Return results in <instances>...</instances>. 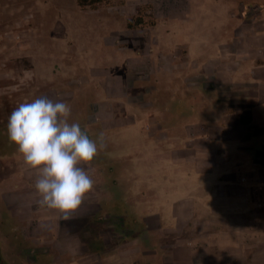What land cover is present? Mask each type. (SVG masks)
<instances>
[{"label": "rangeland", "instance_id": "1", "mask_svg": "<svg viewBox=\"0 0 264 264\" xmlns=\"http://www.w3.org/2000/svg\"><path fill=\"white\" fill-rule=\"evenodd\" d=\"M140 7L155 25L129 29ZM263 21L264 0H0L4 255L18 264H172L166 256L184 234L170 228L168 210L188 190L168 193V183L203 172L194 163L201 136L208 175L230 156L213 129L201 134L197 126L214 127L227 106L209 86L225 47H237L249 68V45L258 40L251 25L260 30ZM41 97L68 103L91 139L104 137L105 147L82 165L94 190L69 220L41 206L38 176L8 138L11 112ZM184 158L193 164L178 172ZM157 216L168 228H157ZM254 237L264 253V231ZM18 248L19 257L11 251ZM261 256L255 264H264Z\"/></svg>", "mask_w": 264, "mask_h": 264}, {"label": "crops", "instance_id": "2", "mask_svg": "<svg viewBox=\"0 0 264 264\" xmlns=\"http://www.w3.org/2000/svg\"><path fill=\"white\" fill-rule=\"evenodd\" d=\"M250 30L258 40L254 47L249 45L254 52L247 58L251 62L249 68H243L241 62L246 55L237 47H225L226 54L216 64L215 76L209 83L227 104L220 123L214 127L206 123L197 126L201 134L213 129L226 150L223 152L230 156L216 159L213 172L208 175V160L201 157V136L202 143L195 150L201 155L194 163L203 172H182L193 164L192 159L184 158L174 167L182 173L168 183V193L188 190L168 210V218L174 221L170 228L184 234L178 235L166 256L172 264H255L263 258L262 250H255L254 236L264 231V27L255 30V25H251ZM241 72L250 78H241ZM203 79L202 82L207 81ZM246 212L250 217L245 216ZM156 224L158 229L168 228L163 227L160 216ZM154 227L152 223L151 228Z\"/></svg>", "mask_w": 264, "mask_h": 264}, {"label": "clouds", "instance_id": "3", "mask_svg": "<svg viewBox=\"0 0 264 264\" xmlns=\"http://www.w3.org/2000/svg\"><path fill=\"white\" fill-rule=\"evenodd\" d=\"M71 117L68 103L41 97L20 103L7 123L9 140L38 176L41 206L58 211L64 220L94 190V180L82 165H90L105 147L102 132L93 140Z\"/></svg>", "mask_w": 264, "mask_h": 264}, {"label": "trees", "instance_id": "4", "mask_svg": "<svg viewBox=\"0 0 264 264\" xmlns=\"http://www.w3.org/2000/svg\"><path fill=\"white\" fill-rule=\"evenodd\" d=\"M102 0H79V4L80 6H85V5H89V4H96V3H99L101 2ZM144 7H140L138 9V12H137V15L127 23V27L129 29H139V28H142V27H145V26H149V27H152L155 25V22L154 20H150V21H146L144 19V16L142 15V11ZM17 246H19V244H17ZM17 250V252H16ZM14 249V250H11L13 251V253H17L18 254V257H19V251H20V248L18 249ZM14 257V256H13ZM11 258V257H8V256H5L4 255V251L2 250V247H1V244H0V264H18L19 263V260L16 259V258Z\"/></svg>", "mask_w": 264, "mask_h": 264}]
</instances>
